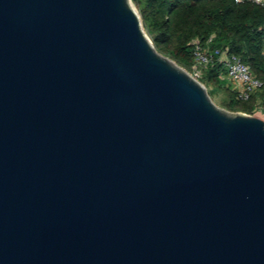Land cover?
I'll return each instance as SVG.
<instances>
[{"label": "water", "instance_id": "1", "mask_svg": "<svg viewBox=\"0 0 264 264\" xmlns=\"http://www.w3.org/2000/svg\"><path fill=\"white\" fill-rule=\"evenodd\" d=\"M0 264H264V118L131 0H0Z\"/></svg>", "mask_w": 264, "mask_h": 264}, {"label": "trees", "instance_id": "2", "mask_svg": "<svg viewBox=\"0 0 264 264\" xmlns=\"http://www.w3.org/2000/svg\"><path fill=\"white\" fill-rule=\"evenodd\" d=\"M145 32L155 48L191 72L194 62L192 41L227 49L238 56L263 86L248 100L237 99L221 79L223 65L215 57L201 69L198 78L206 88L222 95L221 107L232 112L264 117V0H131ZM210 95V93H209Z\"/></svg>", "mask_w": 264, "mask_h": 264}, {"label": "built area", "instance_id": "3", "mask_svg": "<svg viewBox=\"0 0 264 264\" xmlns=\"http://www.w3.org/2000/svg\"><path fill=\"white\" fill-rule=\"evenodd\" d=\"M256 1L260 2V0ZM212 41V36H209L205 42L198 39L192 41L194 62L190 73L199 78L201 69L216 57L224 68V72L220 75L221 79L227 82L237 99L248 100L252 93L263 86V82L251 73L249 67L238 56L227 49L211 47Z\"/></svg>", "mask_w": 264, "mask_h": 264}, {"label": "rangeland", "instance_id": "4", "mask_svg": "<svg viewBox=\"0 0 264 264\" xmlns=\"http://www.w3.org/2000/svg\"><path fill=\"white\" fill-rule=\"evenodd\" d=\"M135 9H136V8H135ZM136 10H137V9H136ZM207 91H208V93H210V96H211L212 100H213L217 105L221 106L222 95H221L220 93L213 92V91L211 90V87H208V88H207ZM254 114L259 115V116H261L262 118H264L263 115H262V113H261L259 110L255 111Z\"/></svg>", "mask_w": 264, "mask_h": 264}]
</instances>
